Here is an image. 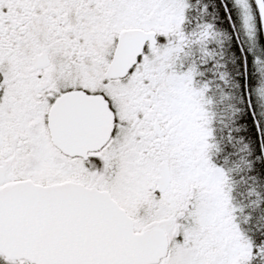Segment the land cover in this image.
<instances>
[{
	"label": "snow or ice",
	"instance_id": "6c2138e0",
	"mask_svg": "<svg viewBox=\"0 0 264 264\" xmlns=\"http://www.w3.org/2000/svg\"><path fill=\"white\" fill-rule=\"evenodd\" d=\"M0 264H264V0H0Z\"/></svg>",
	"mask_w": 264,
	"mask_h": 264
}]
</instances>
